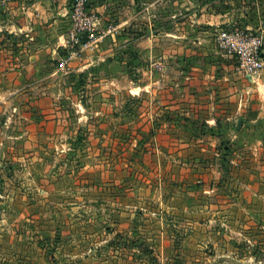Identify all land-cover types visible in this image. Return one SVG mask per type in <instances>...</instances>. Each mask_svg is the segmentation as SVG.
Listing matches in <instances>:
<instances>
[{
  "label": "crops",
  "instance_id": "1",
  "mask_svg": "<svg viewBox=\"0 0 264 264\" xmlns=\"http://www.w3.org/2000/svg\"><path fill=\"white\" fill-rule=\"evenodd\" d=\"M107 1L89 8L115 31L94 46L93 57L79 51L60 67L69 54L71 0H0V52L10 53L12 38L20 39L14 52H27L21 38L49 34L57 38V70L79 76L96 60L118 73L130 69L132 94L142 89L139 73L146 75L147 115L162 116L148 124L156 166L145 191L156 199L143 233L152 254L158 264H238L242 247L264 244V65L254 76L242 74L215 37L222 27L260 32L264 0H117L114 13ZM10 62L2 57L3 78ZM26 63L12 68V77L25 80ZM38 111L60 113L56 104ZM8 220L0 221L6 227Z\"/></svg>",
  "mask_w": 264,
  "mask_h": 264
},
{
  "label": "rangeland",
  "instance_id": "2",
  "mask_svg": "<svg viewBox=\"0 0 264 264\" xmlns=\"http://www.w3.org/2000/svg\"><path fill=\"white\" fill-rule=\"evenodd\" d=\"M116 1H107L112 13ZM41 35L21 38L27 52H14L17 38L10 53L0 52V67L2 57L13 66L4 78L0 68V207L11 209L0 213L9 217L6 227L0 221V264H158L144 236L156 199L145 185L156 166L148 124L162 116L147 115L146 75L132 94L130 69L94 60L79 76L57 70V38ZM86 53L93 57L95 48ZM24 60L21 81L12 68ZM55 104L56 117L38 111ZM240 253L238 264H264V244Z\"/></svg>",
  "mask_w": 264,
  "mask_h": 264
},
{
  "label": "built area",
  "instance_id": "3",
  "mask_svg": "<svg viewBox=\"0 0 264 264\" xmlns=\"http://www.w3.org/2000/svg\"><path fill=\"white\" fill-rule=\"evenodd\" d=\"M51 3L57 0H48ZM94 0H71L69 7L70 27L64 46L69 54L59 58V66L65 67L69 59L79 51H89L115 31V26L106 24L103 18L90 10ZM216 44L227 55L234 57L242 74L256 75L264 65V28L251 32L239 26L222 27L218 30Z\"/></svg>",
  "mask_w": 264,
  "mask_h": 264
}]
</instances>
